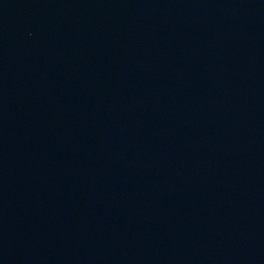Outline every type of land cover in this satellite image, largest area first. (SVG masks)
I'll use <instances>...</instances> for the list:
<instances>
[{
  "label": "water",
  "instance_id": "water-1",
  "mask_svg": "<svg viewBox=\"0 0 264 264\" xmlns=\"http://www.w3.org/2000/svg\"><path fill=\"white\" fill-rule=\"evenodd\" d=\"M0 264H264V0H0Z\"/></svg>",
  "mask_w": 264,
  "mask_h": 264
}]
</instances>
